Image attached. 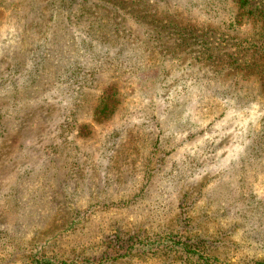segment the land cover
I'll return each mask as SVG.
<instances>
[{
    "label": "rangeland",
    "instance_id": "1",
    "mask_svg": "<svg viewBox=\"0 0 264 264\" xmlns=\"http://www.w3.org/2000/svg\"><path fill=\"white\" fill-rule=\"evenodd\" d=\"M61 1L0 0V264L264 262V0Z\"/></svg>",
    "mask_w": 264,
    "mask_h": 264
},
{
    "label": "trees",
    "instance_id": "2",
    "mask_svg": "<svg viewBox=\"0 0 264 264\" xmlns=\"http://www.w3.org/2000/svg\"><path fill=\"white\" fill-rule=\"evenodd\" d=\"M72 3H73V0H62L61 1V7L65 8L67 13H72L73 12ZM82 8H84V7L77 8L75 10V13H84ZM89 10H90V8H89ZM172 29H173V32L179 33L181 35L184 34L182 32L187 31L186 29H184L181 32L180 30H178L176 28L175 24L172 26ZM117 34H118V36H120L119 33H117ZM87 36L89 38H91V41L97 40V39H94L90 34H88ZM159 38H160V32L153 30V33L149 34L148 37L146 36L145 41H143V42L145 45H148V44L150 45L149 41H151V39L159 40ZM180 40L182 43L184 39H180ZM89 46L90 47L92 46L91 42L89 43ZM90 72H91V74L96 73L94 70H92ZM112 102H113V100L110 96L103 95L101 97L98 105H96V108H95L96 114H108L109 109H111ZM169 237L170 238L166 239V241H164L163 243H160L159 245L155 244V242H153L149 238L142 239L141 237H139V234H132L131 236L127 237L128 238L127 240H129V242H131V241L133 242V247L142 248L140 250H143V251L157 249V248H159L161 250L164 247H168L170 249V251L174 250L176 252H180L181 253L180 258H181V261H183V262H187V261H190L192 259L197 260V262H199V261H203V259H204V261L209 262L210 264H217L216 259L213 258L211 255H210V258L207 256L205 257L204 254L202 252H200V249L197 247L196 242H194V241H197L196 239L195 240L190 239L191 242L187 243L186 242L187 240L185 238L172 237V236H169ZM122 240H124V242H125L126 238L120 236L117 240H115V242H119ZM129 247H132V245ZM124 256H125V254H124ZM102 263H104V262H97L96 263L95 261H91L90 259H87V260L84 259L83 261H74V263H72V264H102ZM29 264H66V263L64 261L54 260V259L49 258L47 256L36 254L33 257L32 262ZM259 264H264V262L260 261Z\"/></svg>",
    "mask_w": 264,
    "mask_h": 264
}]
</instances>
